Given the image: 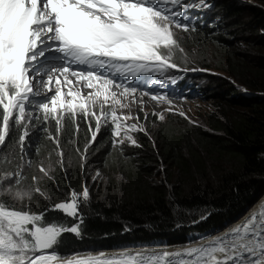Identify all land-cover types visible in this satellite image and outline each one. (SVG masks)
Here are the masks:
<instances>
[{"label": "trees", "instance_id": "16d2710c", "mask_svg": "<svg viewBox=\"0 0 264 264\" xmlns=\"http://www.w3.org/2000/svg\"><path fill=\"white\" fill-rule=\"evenodd\" d=\"M212 1L222 17L218 30L178 33L191 62L186 66L211 72L202 75L199 95L205 101L219 99L214 100L217 115L204 125L177 115L163 120L150 115V127L133 135L136 144L119 146L105 124L85 151L89 126L95 130L93 118L66 116L57 133L55 120L44 121L39 111L35 116L40 119L28 126L23 153L18 146L23 129L12 131L8 147L0 152L10 161L4 170L23 166V183L40 177L36 186L43 193L23 203L33 213L46 211L52 222L80 227L79 235L62 234L60 253L153 240L182 245L231 226L264 194V0H226L221 6ZM224 105L222 113L218 106ZM229 108L241 112L227 114ZM50 135L58 136L59 148ZM41 164L49 170L47 176L39 171ZM84 187L90 196L86 202L79 197L77 217L52 210Z\"/></svg>", "mask_w": 264, "mask_h": 264}, {"label": "snow or ice", "instance_id": "6c2138e0", "mask_svg": "<svg viewBox=\"0 0 264 264\" xmlns=\"http://www.w3.org/2000/svg\"><path fill=\"white\" fill-rule=\"evenodd\" d=\"M196 6L184 0H0V152L8 147L12 131L23 129L18 136L23 153L28 126L40 119L29 107L32 98L39 96L34 82L50 93L56 85L54 94L44 96L33 107L42 112L44 121L55 120L57 133L66 116L94 118L95 130L89 126L91 139L85 151L108 124L109 116L114 137L123 132L135 145L136 140L127 132L143 128L126 125L124 121L132 117L119 115L117 105L124 107L119 97L136 89L117 83L115 76L178 68L173 56L183 49L173 29L188 31L185 13ZM198 6L206 7V0H199ZM54 54H59L60 67L48 66ZM69 75L90 91L84 95L82 89L72 91L69 87L65 92L62 86L74 83ZM122 86V93L111 91ZM49 139L59 148L58 136L50 135ZM7 155L0 156V264H264V206L207 244L183 251H125L65 259L67 254L58 249L59 238L66 231L79 235V225L64 227L50 221L46 211L31 212L23 201H30L34 193L43 195L36 186L40 177L33 176V183L25 185L23 166L4 170L3 165L10 163ZM58 156L62 166V149ZM39 171L47 176L49 170L41 164ZM80 196L86 202L89 189L84 187L80 194L73 191L69 200L56 203L53 210L77 217Z\"/></svg>", "mask_w": 264, "mask_h": 264}, {"label": "rangeland", "instance_id": "374dc122", "mask_svg": "<svg viewBox=\"0 0 264 264\" xmlns=\"http://www.w3.org/2000/svg\"><path fill=\"white\" fill-rule=\"evenodd\" d=\"M224 1H226V0H219L218 4L221 6V3H223ZM233 1L239 2V1H245V0H233ZM247 1L251 2L252 0H247ZM206 4H207V2H206ZM263 4H264V2H263ZM173 30L175 32L176 29H173ZM176 37L181 38V36H179V35H176ZM182 49H183L184 53L181 54V53L176 51L175 55L173 56L172 62L176 63L178 66H181V65L186 66V64H189V63L191 64V62L187 58L188 57V53L186 52L187 49L185 47H183ZM193 57L198 58V56H193ZM186 67H188V66H186ZM193 74H196V73H193ZM200 74L201 73L196 74L198 76L195 78V83L198 87L202 88V87H204L203 86L204 82L201 80ZM190 93H192V92H190ZM217 95H218V93H217ZM129 98H131V97H129ZM128 100H127V102H128ZM214 100H219V99H213V101H205L201 97L194 98L193 94H191V95H188L187 98H185L183 100L174 101V102H170V103L163 102V105L160 103L154 102V104H156V107H149V104H147V103L145 104L146 106L143 103L141 104V102H143V100L141 98H139L138 108L135 109L132 107V105H130V103L129 104L127 103L123 109H119L117 111H118L119 115L126 116V114H127L130 117H132L131 119L124 121L127 123V125L135 124L138 127L139 126H141V127L145 126V128L150 127L147 124V119L150 117V115L155 116L158 120H161V119H159L160 115H163L164 119L169 115H177L180 118H183V119L190 121L191 123L204 125L205 122H208L211 119L210 115H214L217 113L216 107H215L216 101H214ZM145 101H147L148 103L151 102L150 98L145 99ZM224 109H226V105L218 106V110H220L222 113H224ZM181 112H183L185 115H183V116L180 115L179 113H181ZM237 112L239 113V112H241V110H238L236 108L235 110L230 112V108H229L227 111V114L232 115V114H235ZM145 116H147L146 120H145ZM137 117H139V118L137 119ZM144 120H145V122H144ZM127 136H130L129 132H127ZM118 138H120V140H124V139L128 140L123 132H122L121 136ZM128 141L131 142L130 140H128ZM162 167H164V164H162ZM157 178L160 179L161 175H158ZM200 239H202V238H200Z\"/></svg>", "mask_w": 264, "mask_h": 264}, {"label": "bare ground", "instance_id": "6f19581e", "mask_svg": "<svg viewBox=\"0 0 264 264\" xmlns=\"http://www.w3.org/2000/svg\"><path fill=\"white\" fill-rule=\"evenodd\" d=\"M228 12V11H227ZM226 13V12H225ZM228 17V16H227ZM238 19V18H237ZM61 79H63V76H61ZM63 87V90L65 89L64 86ZM69 87L72 89V90H76L78 88H83L82 84H77L75 86V88L71 87V86H68V89ZM67 89V90H68ZM54 90V89H53ZM90 91V89L88 90ZM88 91H85L86 93H88ZM111 91H114V88L111 89ZM116 93H122L120 91H117ZM46 95H49L48 93H46ZM131 97V96H129ZM127 98V96H120L119 99L121 100V103L124 104V106H126V104L130 103V105H132L133 108H138V100L139 98H136V97H131V98ZM129 99V100H128ZM145 99H147V97H143V104L145 105L146 103L149 104V107H156V104L152 103V101L150 103H148L147 101H145ZM128 100V102H127ZM126 101V102H125ZM163 105V103H160ZM182 104V103H181ZM178 105V104H177ZM183 105V104H182ZM146 106V105H145ZM181 106V105H180ZM124 107H121L120 105H117V110L119 109H123ZM126 116H129L126 114ZM264 206V194L260 197V199L237 221L235 222L232 226L228 227V228H225L224 230H222L221 232H219L218 234H214L212 236H209L207 238H204V239H201L199 241H195V242H191L189 244H186V245H180V246H175V247H168V248H162V249H154V248H132V249H128V248H121V249H102V250H95V251H86V252H79V253H73V254H69L67 256H65V259L67 258H72V256H77V257H80V258H86L87 256L89 255H93V256H96V255H99L101 253H104L106 256H111L113 254H117V253H120V252H129L131 254H135V253H162L164 251H167V252H177V251H183L187 248H190V247H196V246H199V245H203V244H207L209 241L213 240L215 237L217 236H221L223 235L224 233L230 231L231 229H233L235 226L241 224L242 222H244L248 217H250V215L253 213V212H259L261 207Z\"/></svg>", "mask_w": 264, "mask_h": 264}, {"label": "clouds", "instance_id": "9594fccd", "mask_svg": "<svg viewBox=\"0 0 264 264\" xmlns=\"http://www.w3.org/2000/svg\"><path fill=\"white\" fill-rule=\"evenodd\" d=\"M206 2H207V4H210L211 2H212V0H206ZM215 15H217V17H219V18H221V20H222V17L221 16H219L218 15V13H217V11H216V9H215ZM218 23V22H217ZM202 28H206V29H211V30H218V28H217V26H216V24H215V26H213V27H208V26H206L205 24L204 25H202V26H198L195 30H191V29H189L188 31L189 32H196V31H199V29H202ZM179 31H183V30H181V29H179ZM176 35H178V34H176ZM177 40L179 41V38H177ZM176 69H178V70H174V75L172 76V78L173 79H176V78H179V79H181L182 81H183V83L184 84H186L187 85V87L189 88L190 86H197L196 85V83H195V78L198 76V75H196L197 73H201L200 74V76L202 77V75H204V74H211V72H205V71H203L202 69H198V68H196V71H193V69H195V68H190V67H186V66H178V68H176ZM186 71H188L187 73H185ZM193 71V72H192ZM193 73H196V74H193ZM192 79H193V81H192ZM197 88L198 89H200L201 90V87H198L197 86ZM135 94V93H134ZM150 95V94H149ZM139 96L138 94L137 95H134V97H136V98H141L142 100H143V97H147V98H150V100L154 103H161L160 101H153L152 99H151V97L150 96ZM197 97H201L202 98V96H200V95H197V96H195L194 98H197ZM185 98H187V97H184V98H182V100L183 99H185ZM174 101H179V100H169V102H174ZM139 102V101H138ZM169 102H165V103H169ZM143 102H141V104H142ZM140 104V103H139ZM146 118H147V116H145V120H146ZM145 120H144V122H145ZM188 121V120H187ZM190 122V121H189ZM191 123V122H190ZM139 127H141V126H139ZM141 128H143V131H144V129H145V126H143V127H141ZM138 132H141V131H132V137H133V134H135V133H138ZM112 139H113V144H115L114 143V141H115V138H114V136H113V134H112ZM134 139V138H133ZM120 140V139H119ZM124 142H128V143H130L131 145H133L131 142H129L128 140H126V139H124L123 140ZM124 142L122 143V144H118L119 146H122L123 144H124ZM240 219V218H239ZM238 219V220H239ZM237 220V221H238Z\"/></svg>", "mask_w": 264, "mask_h": 264}]
</instances>
